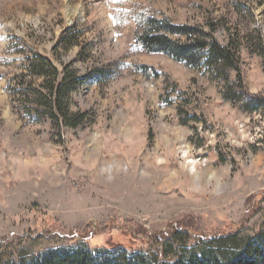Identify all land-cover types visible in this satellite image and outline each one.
I'll list each match as a JSON object with an SVG mask.
<instances>
[{
  "label": "rangeland",
  "instance_id": "rangeland-1",
  "mask_svg": "<svg viewBox=\"0 0 264 264\" xmlns=\"http://www.w3.org/2000/svg\"><path fill=\"white\" fill-rule=\"evenodd\" d=\"M211 15L222 45L264 39V0H0V261L79 245L158 256L176 230L189 244L264 230V110L138 42L149 18L207 30ZM74 31L79 45L60 46ZM21 54L87 76L71 109L88 122L59 129L18 106ZM239 57L238 92L264 98L262 57L245 43Z\"/></svg>",
  "mask_w": 264,
  "mask_h": 264
},
{
  "label": "trees",
  "instance_id": "trees-1",
  "mask_svg": "<svg viewBox=\"0 0 264 264\" xmlns=\"http://www.w3.org/2000/svg\"><path fill=\"white\" fill-rule=\"evenodd\" d=\"M207 17V30L204 24L172 25L166 20L149 18L145 21L146 30L140 34L138 42L150 52H162L192 69H212L211 72L218 74V78H223L228 84L224 93L226 100L241 103V108L248 113L264 110V98H247L246 93L237 90L242 87L238 65L243 44L252 53L260 54L264 62L261 32L244 36H240V33L229 34L228 44L222 45L215 36L222 20L212 15ZM81 36L80 31L64 35L59 45L65 49L78 46ZM21 55L24 72L12 78L16 84L9 88L14 100L18 99V106L38 120L48 118L59 129L77 128L88 122V112L71 109L72 94L85 85L87 76L72 69L70 64H64L59 69L48 56L42 54ZM104 68L96 67L93 73L105 78L108 73ZM229 70L237 72V78L232 82ZM182 235L176 230L166 239L160 240L162 250L158 256L140 251L129 253L127 250L92 251L85 245H79L53 248L28 257L0 261V264H264V230L243 240L238 238V233L227 237L215 235L206 240H195L191 244L188 240H178Z\"/></svg>",
  "mask_w": 264,
  "mask_h": 264
},
{
  "label": "bare ground",
  "instance_id": "bare-ground-1",
  "mask_svg": "<svg viewBox=\"0 0 264 264\" xmlns=\"http://www.w3.org/2000/svg\"><path fill=\"white\" fill-rule=\"evenodd\" d=\"M120 175V174H119ZM116 177V176H115ZM143 199V198H142Z\"/></svg>",
  "mask_w": 264,
  "mask_h": 264
}]
</instances>
